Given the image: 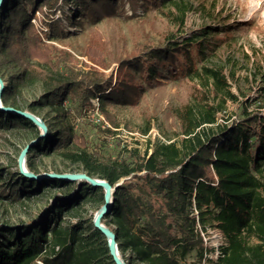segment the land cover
I'll use <instances>...</instances> for the list:
<instances>
[{
  "label": "trees",
  "instance_id": "obj_1",
  "mask_svg": "<svg viewBox=\"0 0 264 264\" xmlns=\"http://www.w3.org/2000/svg\"><path fill=\"white\" fill-rule=\"evenodd\" d=\"M71 4L75 9L65 12ZM165 8L177 11L175 20L182 26L191 5L187 0H3L0 101L13 111L0 110V131L26 130L38 139V126L16 111L53 113L54 126L44 121L45 136L29 146L24 167L36 173L34 153H59L87 176L108 182L114 189L100 223L114 235L125 264H264V75L260 95L239 105L232 124L218 123V106L188 105L178 114L183 137L157 142L150 151L133 148L111 160L75 131L73 120L92 111L91 101L97 99L109 126L100 121L94 127L115 134L120 122L113 111L136 106L165 81L198 80L203 88L236 100L223 68L204 62L222 41L209 42L206 26L187 37L170 34L161 43L138 44L117 57L108 74L99 70L107 66L106 49L94 34L86 50L94 66L85 72L75 68L71 52L53 43L74 34L68 24L84 29L107 19L133 20L139 9L163 14ZM242 27L244 23L230 26L225 37ZM34 83H39L40 95L20 101L21 89ZM149 129L150 123L140 133ZM18 166L14 160L0 167V197L16 201L57 192L32 219L0 222V264H115L101 231L91 219L83 224L76 217L85 205L104 203L103 188L84 179L36 181ZM212 227L225 239L216 258L207 239Z\"/></svg>",
  "mask_w": 264,
  "mask_h": 264
},
{
  "label": "rangeland",
  "instance_id": "obj_2",
  "mask_svg": "<svg viewBox=\"0 0 264 264\" xmlns=\"http://www.w3.org/2000/svg\"><path fill=\"white\" fill-rule=\"evenodd\" d=\"M187 1L191 8L186 12L182 26H179L175 20L178 13L174 9L165 8L163 14L157 11L143 12L139 9V16L130 21L118 18L107 19L84 29H78L68 24L67 29L74 34L69 35L62 42H53L57 47L71 52L76 59L75 68L85 72L94 66L86 55L91 35L94 34L106 49L107 66L99 70L108 74L114 68L116 58L133 51L138 44L161 43L170 34L187 37L198 33L203 26L209 29V33L206 35L209 42L213 43L214 38L217 37L222 38V41L216 45L214 51L207 55L204 62L223 68L222 72L228 84L227 88L231 94L236 96V100H231L224 93L216 94L211 88L209 90L203 88L198 80L185 78L178 81H165L161 86L148 90L136 106L115 109L113 112L120 122V127L114 129L115 134L109 135L99 132L94 127L100 121L103 122V125H109L99 112L97 99H93L91 101L93 110L88 111L83 117L75 118L73 124L77 134L82 135L91 148L98 146L106 158L112 160L126 156L127 152L133 148L144 152L157 142L180 140L183 137V121L178 114L188 105L195 107L206 103L214 107L218 106L220 109L216 113L218 123L230 125L237 118L240 111L239 105L260 95L259 90L263 86L262 76L264 75V0ZM2 3L3 0L0 5ZM68 9L74 10L75 5L64 7L65 12ZM57 15L64 21L60 13ZM237 23H244V27L238 29L232 38H226L224 32ZM0 86L2 90L4 81L1 79ZM105 91L107 92V90ZM40 93L39 83L30 84L21 89L18 99L28 102L36 99ZM0 108L7 112L13 111L10 106H2L1 101ZM34 116L44 125V130L37 125L40 129L38 139L33 138L26 130L0 131V167H6L14 160L19 163L21 159L24 163L28 156L29 146L45 136L44 121L52 124L53 113L45 110L39 116ZM149 123L148 133L142 135L140 128ZM52 125L54 126V124ZM128 128L135 131H129ZM31 160L37 172L30 173L25 170L34 175L32 178H27L36 181L50 178L49 174L84 173L79 164L59 153L46 155L36 152ZM61 191L66 193L64 189ZM56 192L55 190L41 191L16 201L0 197V222L17 224L32 219L42 211ZM102 206L103 204L96 205L91 202L80 209L76 217L81 218L85 224L88 219L93 220L96 212ZM207 233V239L215 247L214 256L216 258L217 247L223 244L225 239L217 228H208ZM119 255L122 257L121 254ZM124 256L131 259L132 254L126 252ZM131 264L143 263L133 262Z\"/></svg>",
  "mask_w": 264,
  "mask_h": 264
},
{
  "label": "water",
  "instance_id": "obj_3",
  "mask_svg": "<svg viewBox=\"0 0 264 264\" xmlns=\"http://www.w3.org/2000/svg\"><path fill=\"white\" fill-rule=\"evenodd\" d=\"M1 1L2 0H0V3H1ZM0 91H1V86H0ZM0 109H3V108H0ZM16 112H18L20 115L30 119L32 122H34L40 128H42V130H44L43 123L38 118H36L34 115L29 114V113L24 112V111H16ZM18 164H19L20 172L25 177H30V178L34 177L33 174H30L25 170L24 163L22 162L21 159L19 160ZM49 177L50 178H60L62 180H68V181L75 180V179H84V180H86V182L88 184H91L93 186H100L103 188V190H104V194H103L104 203H103V206L96 212V214L92 220V223H93L94 227L99 229L101 231V233L105 236L109 252L112 255V258H113L115 264H125L123 258L118 254L117 247L115 244L114 235L103 224L100 223V218H101L102 214L105 213L109 208V203L111 202L110 201L111 193H112L114 188H112L108 182H106L104 180L92 178L90 176H87L85 173H74V174L67 173V174H56V175L49 174ZM119 184H120V182L117 183L116 186H118Z\"/></svg>",
  "mask_w": 264,
  "mask_h": 264
}]
</instances>
